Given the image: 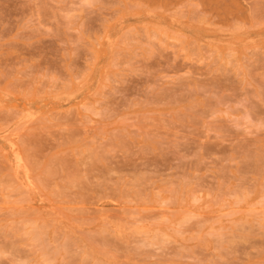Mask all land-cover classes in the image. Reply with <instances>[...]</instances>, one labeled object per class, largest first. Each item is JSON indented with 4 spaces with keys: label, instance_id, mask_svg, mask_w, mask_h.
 I'll return each instance as SVG.
<instances>
[{
    "label": "rangeland",
    "instance_id": "rangeland-1",
    "mask_svg": "<svg viewBox=\"0 0 264 264\" xmlns=\"http://www.w3.org/2000/svg\"><path fill=\"white\" fill-rule=\"evenodd\" d=\"M0 264H264V0H0Z\"/></svg>",
    "mask_w": 264,
    "mask_h": 264
},
{
    "label": "bare ground",
    "instance_id": "bare-ground-1",
    "mask_svg": "<svg viewBox=\"0 0 264 264\" xmlns=\"http://www.w3.org/2000/svg\"><path fill=\"white\" fill-rule=\"evenodd\" d=\"M22 159V158H21ZM6 161V160H5Z\"/></svg>",
    "mask_w": 264,
    "mask_h": 264
}]
</instances>
